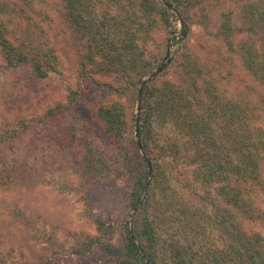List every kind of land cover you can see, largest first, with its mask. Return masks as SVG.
<instances>
[{
  "label": "trees",
  "instance_id": "trees-1",
  "mask_svg": "<svg viewBox=\"0 0 264 264\" xmlns=\"http://www.w3.org/2000/svg\"><path fill=\"white\" fill-rule=\"evenodd\" d=\"M221 1L0 0V54L7 67L26 64L36 79L54 71L53 49L41 35L55 12L77 43L79 79L109 93L90 104L89 123L71 115L84 83L69 89L66 104L41 117L42 124H53L40 145L43 157L67 153L90 181L111 179L119 170L127 179L125 206L131 213L137 207L115 230L99 222L96 235H83L76 245L81 257L98 247L115 264H264V235L245 226L264 228V125L258 106L240 95L223 97L213 73L203 72L185 43L190 12L218 8ZM178 15L181 70L176 78H160L162 71L142 87L134 114L138 83L157 64L153 36L159 30L174 33ZM14 17L29 31L8 33ZM257 29L264 30V0H232L219 13L214 36L264 89V35L258 37ZM216 46L219 54L222 46ZM96 75L112 82H97ZM96 129L105 139L93 137ZM11 176L5 168L0 181L6 184ZM215 203L212 217L208 208ZM170 222L179 231L187 226L190 238L162 239L159 229ZM206 227L218 230L219 247H210Z\"/></svg>",
  "mask_w": 264,
  "mask_h": 264
},
{
  "label": "rangeland",
  "instance_id": "rangeland-1",
  "mask_svg": "<svg viewBox=\"0 0 264 264\" xmlns=\"http://www.w3.org/2000/svg\"><path fill=\"white\" fill-rule=\"evenodd\" d=\"M230 1L222 0L218 8L192 10L186 21L189 30L185 43L192 56L200 60L203 72L213 73L223 90L222 96L234 98L240 95L244 101L256 103L264 125V114L261 113L264 89L244 72L237 56L229 55L226 45L214 36L218 15ZM171 8L174 10L172 5ZM15 19L7 23L8 33L29 31L23 22ZM180 22L182 19L178 15L171 35L159 30L153 36L154 44L151 43L150 49L157 57V64L140 80L137 88L168 59L169 63L161 70L165 74L160 72L157 76L176 78L180 72ZM43 28L45 31L41 36L48 41L56 58L54 71L48 72L46 78H34L26 64L7 67L0 54V139H4L0 144V172L8 168L12 173V180H6V184H3L5 180L0 181V264H115V260L98 247H93L88 256L81 257L76 252V245L83 235H96L99 222L115 230L119 222L129 220L132 213L125 206L126 177L116 170L111 179L90 181L78 171L73 157L67 153L57 151L43 157L39 152L45 134L53 128L51 122L42 124L41 117L48 109L66 104L69 89L76 91L79 83L85 84L71 115L86 123L90 120V104L106 99L109 93L90 81L79 79L77 43L70 28L55 12L49 13ZM263 35L264 30L257 29V36L262 38ZM218 44L222 46L219 54L214 49ZM94 79L100 83L112 82L109 76L96 75ZM137 94L138 91L136 100ZM121 101L127 103L125 97H121ZM136 112L134 107V114ZM68 120L71 121V117ZM90 132L93 137L105 139L97 129ZM216 206L218 203L208 208L212 217L217 213ZM202 225L206 226L205 221ZM245 226L264 235L262 227ZM208 230L210 247H219L218 230ZM159 231L166 240L177 234L181 240L189 239L193 233L187 226L179 231L178 225L172 222L161 226ZM113 243L116 244L115 238Z\"/></svg>",
  "mask_w": 264,
  "mask_h": 264
},
{
  "label": "water",
  "instance_id": "water-1",
  "mask_svg": "<svg viewBox=\"0 0 264 264\" xmlns=\"http://www.w3.org/2000/svg\"><path fill=\"white\" fill-rule=\"evenodd\" d=\"M180 23H181V22H180ZM168 63H169V59L166 60V62L162 63V64H161V65H160V66H159V67H158V68H157L152 74H150L148 77H146L145 79H143V80L141 81L140 86H139V88H138V94H137V107H136L137 111H138V105L140 104V92H141L142 87H144V85H145L147 82H149L150 80L154 79V78L157 76V74L160 73L161 70H162V69H163ZM135 139H136V141H137V143H138L137 122H136V124H135ZM141 153H142V155H144L143 151H141ZM149 171H150V170H149ZM145 193H146V191H145ZM145 193H144V195H145ZM144 195H143L142 199L144 198ZM136 209H137V207L134 208V210H133V212H132V214H131L130 217H133V215H134Z\"/></svg>",
  "mask_w": 264,
  "mask_h": 264
}]
</instances>
